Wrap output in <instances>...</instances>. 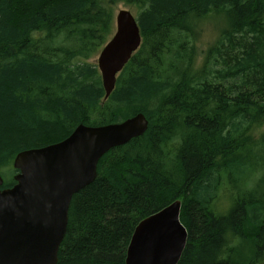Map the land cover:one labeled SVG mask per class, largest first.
I'll return each mask as SVG.
<instances>
[{"label":"trees","instance_id":"obj_1","mask_svg":"<svg viewBox=\"0 0 264 264\" xmlns=\"http://www.w3.org/2000/svg\"><path fill=\"white\" fill-rule=\"evenodd\" d=\"M121 4L137 7L142 41L104 102L89 61ZM205 18L221 26L201 51ZM139 113L145 134L107 152L73 195L56 264H125L139 222L176 200L187 231L177 264H264L262 181L236 177L264 145V0H0L1 189L15 184L18 153ZM224 175L236 194L220 215Z\"/></svg>","mask_w":264,"mask_h":264},{"label":"water","instance_id":"obj_2","mask_svg":"<svg viewBox=\"0 0 264 264\" xmlns=\"http://www.w3.org/2000/svg\"><path fill=\"white\" fill-rule=\"evenodd\" d=\"M115 31L96 60L106 100L116 80L141 46L134 16L119 10ZM148 129L141 113L105 126L78 125L63 141L18 153L15 184L1 189L0 264H56L73 195L96 178L99 160L110 150L139 138ZM176 201L141 221L131 237L125 264H177L187 241Z\"/></svg>","mask_w":264,"mask_h":264},{"label":"rangeland","instance_id":"obj_3","mask_svg":"<svg viewBox=\"0 0 264 264\" xmlns=\"http://www.w3.org/2000/svg\"><path fill=\"white\" fill-rule=\"evenodd\" d=\"M119 10H126L129 11L135 18L137 17V7L132 5H118L115 8L114 16ZM221 22L209 18H205L201 20L198 24V28L200 31L199 41L197 43L198 50H204L207 46L213 44L216 40L218 28L220 29ZM98 55H96L93 59L89 62L96 64V60ZM202 61V56L199 55L198 64L200 65ZM99 73V72H98ZM100 76V74H99ZM262 133H264V128L258 131L255 134V139H257ZM244 157L250 159L249 161L251 164L243 169L241 173L236 174V177L239 178V183L241 186L245 187L248 185L247 177L253 175L251 179H253V183H257V181H262L258 184V191L264 192V145L259 146L251 150L250 153H246ZM246 181V183H245ZM220 188L217 190L218 197L215 200L214 207L217 209L220 215L226 214L232 205V200L235 197L236 191L229 183L228 178L224 175L222 181H220ZM252 186V184L250 185Z\"/></svg>","mask_w":264,"mask_h":264},{"label":"bare ground","instance_id":"obj_4","mask_svg":"<svg viewBox=\"0 0 264 264\" xmlns=\"http://www.w3.org/2000/svg\"><path fill=\"white\" fill-rule=\"evenodd\" d=\"M102 88H103V87H102ZM103 90H104V89H103ZM104 96H105V92H104ZM108 98H109V97H108ZM108 98H107V99H108ZM107 99H106V100H107ZM106 100H104V98H103V101H104V102H105ZM55 144H56V143H55ZM176 201H178V200H176ZM176 201H174V202H176ZM174 202H172V203H174ZM179 202H180V201H179ZM172 203H171V204H172ZM180 203H181V202H180ZM171 204H169V205H171ZM169 205H168V206H169ZM168 206H166V207H168ZM164 208H165V207H164ZM164 208H162V209H160L159 211L153 213L152 215H155V214L159 213V212L162 211ZM150 216H151V215H150ZM148 217H149V216H148ZM146 218H147V217H146ZM146 218H145V219H146ZM143 220H144V219H143ZM143 220H141V221H143ZM141 221H140V222H141ZM140 222H139V223H140ZM137 226H138V225H137ZM137 226H136V227H137ZM127 249H128V248H127ZM126 253H127V252H126Z\"/></svg>","mask_w":264,"mask_h":264}]
</instances>
